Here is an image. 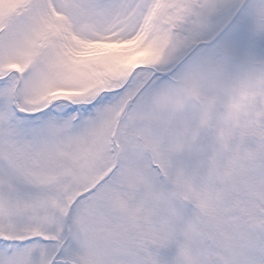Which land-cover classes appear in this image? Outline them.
I'll return each mask as SVG.
<instances>
[{
    "label": "snow or ice",
    "instance_id": "obj_1",
    "mask_svg": "<svg viewBox=\"0 0 264 264\" xmlns=\"http://www.w3.org/2000/svg\"><path fill=\"white\" fill-rule=\"evenodd\" d=\"M0 264H264V0H0Z\"/></svg>",
    "mask_w": 264,
    "mask_h": 264
}]
</instances>
